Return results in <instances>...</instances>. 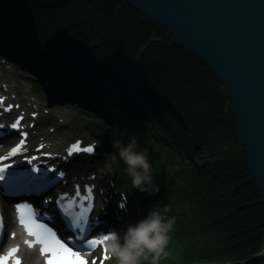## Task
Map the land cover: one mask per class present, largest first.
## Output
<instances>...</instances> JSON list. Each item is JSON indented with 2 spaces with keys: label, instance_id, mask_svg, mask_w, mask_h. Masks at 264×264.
Here are the masks:
<instances>
[{
  "label": "trees",
  "instance_id": "trees-1",
  "mask_svg": "<svg viewBox=\"0 0 264 264\" xmlns=\"http://www.w3.org/2000/svg\"><path fill=\"white\" fill-rule=\"evenodd\" d=\"M0 42L32 52L36 71L58 68L53 100L101 107L93 125L110 146L135 137L148 152L156 205L175 203L157 264H264V197L206 61L126 0H0Z\"/></svg>",
  "mask_w": 264,
  "mask_h": 264
},
{
  "label": "water",
  "instance_id": "water-1",
  "mask_svg": "<svg viewBox=\"0 0 264 264\" xmlns=\"http://www.w3.org/2000/svg\"><path fill=\"white\" fill-rule=\"evenodd\" d=\"M126 1L206 61L225 85L264 196V0Z\"/></svg>",
  "mask_w": 264,
  "mask_h": 264
},
{
  "label": "rangeland",
  "instance_id": "rangeland-1",
  "mask_svg": "<svg viewBox=\"0 0 264 264\" xmlns=\"http://www.w3.org/2000/svg\"><path fill=\"white\" fill-rule=\"evenodd\" d=\"M23 53L25 55H22L24 58L28 59V57H30L31 59H33L32 52L24 51L22 52V54ZM58 71V68L52 70L54 74ZM41 72L43 73V71ZM45 74H47V72L43 73L44 79L40 83L41 87L45 89L44 94L37 93V96L31 87L30 81L26 79V76L29 75L22 73L20 70H17L14 67H11L8 61H5L3 56L0 55V87L1 85L6 87V84L4 82H10V86L12 89L10 92V100L14 102L13 97H18V99L20 101H23L25 105H31L32 107H35L37 104H41L40 113H42V117L39 118L37 125L33 130V144L38 141L44 140L48 142V144L50 145L49 147L51 149L63 152V149L67 145V143L77 136H82L85 142L95 140V136H93L92 133V136H83V134L89 130L88 127H90L87 126L90 123H86L87 125L85 124V122H87L85 121V118L91 121H100L103 120V116H105L106 118H108V116L102 114L99 110H91L84 107L83 105H79V107L78 105H76V103L51 105V102L46 101L44 98L47 97V94L49 95V92L53 88L54 83L57 84L61 77L56 74L54 83L48 88V84L50 85L52 82L50 83L48 77L45 76ZM30 76L34 78V75L30 74ZM79 108H82L83 111H80ZM82 114L87 115H83V117L81 118L80 116ZM53 118L54 120H52ZM138 150L141 151L140 146H138ZM107 156L109 155L107 154L106 157ZM116 159L117 158L114 157V155L108 157L104 161L103 159H101L99 164L100 166H93L94 169L88 172V174H90L91 172L97 171L99 169L100 179L103 182L106 181V176L109 177L110 180H114V184H112L109 180V189H107L108 198H110L113 193L117 192V183L114 179ZM126 169L127 168H123L125 172L123 177L121 178L123 182H126L127 179H129V174ZM131 183L132 182L130 178V184ZM124 191L125 188H119L117 193V199L123 198V194H125ZM135 191L136 192L134 193L132 192V190L130 192H126V194L129 195L128 198L130 200L129 209L126 212L128 214V217L126 219L128 224L133 223V216L134 214H138V210L140 209V197L142 192H140L139 190ZM148 196L151 197L152 200H154L153 193L151 195L148 194ZM168 206L175 207V203H171ZM253 257L254 256H251L250 260L253 259ZM109 264H115L114 259H110ZM141 264H151V257H149V260L147 261L142 260Z\"/></svg>",
  "mask_w": 264,
  "mask_h": 264
},
{
  "label": "clouds",
  "instance_id": "clouds-1",
  "mask_svg": "<svg viewBox=\"0 0 264 264\" xmlns=\"http://www.w3.org/2000/svg\"><path fill=\"white\" fill-rule=\"evenodd\" d=\"M113 146L127 166L132 185L149 195L158 193L160 188L154 183L148 152L138 150L137 139L132 137L127 146L116 140ZM124 207L123 204L121 208ZM170 211L168 205L153 207L145 218L128 224L123 235L115 229L109 231L103 241L109 259H114L115 264H141L151 257V264H157L167 255L170 233L174 230L175 218L169 217Z\"/></svg>",
  "mask_w": 264,
  "mask_h": 264
},
{
  "label": "snow or ice",
  "instance_id": "snow-or-ice-1",
  "mask_svg": "<svg viewBox=\"0 0 264 264\" xmlns=\"http://www.w3.org/2000/svg\"><path fill=\"white\" fill-rule=\"evenodd\" d=\"M2 127V126H0ZM13 129L18 127L17 123L11 125ZM26 135V133L24 134ZM23 144V141L21 142ZM19 151V148L12 150L11 155H15ZM86 152L92 153L94 151L93 146H88L81 149L79 147V142L69 148V154L73 152ZM7 159V157L0 158ZM32 159H35L33 157ZM9 165L5 164L0 166V180H4L5 176L3 173ZM39 171V169H35ZM61 177L63 173L59 174ZM93 200V188L86 186L85 193L82 194L79 186L76 187L74 195H69L63 193L60 195L57 203L60 206L61 210L65 214V218L68 220L71 227L78 229L80 233V238L83 240V233L85 228L88 227V213L92 211ZM85 202H88L87 204ZM121 203L120 206H122ZM20 212V222L24 224L29 232V235L34 236L36 240L31 243H39L43 247L41 251L43 253H51L48 258L47 264H87L85 258L81 256L79 251H74L73 248L69 247L63 240H61L55 231L52 228L48 227L46 224L41 223L37 220V214L27 205L18 206ZM3 227L2 219H0V228ZM104 236H101L99 239H88L87 246L95 248L98 244H103ZM18 249L13 248L10 250L7 256H0V264H7V260L13 256ZM105 256L104 259H109L107 248H104ZM16 264H20L19 259L16 260Z\"/></svg>",
  "mask_w": 264,
  "mask_h": 264
},
{
  "label": "bare ground",
  "instance_id": "bare-ground-1",
  "mask_svg": "<svg viewBox=\"0 0 264 264\" xmlns=\"http://www.w3.org/2000/svg\"><path fill=\"white\" fill-rule=\"evenodd\" d=\"M48 77V79H49V81H50V83H51V81H52V79L54 78V76H51V75H49V76H47ZM47 79V78H46ZM47 83H48V80H47ZM49 86H52V83L49 85ZM96 97V96H95ZM52 120H54V118L52 119ZM25 129L26 128H24L23 130L25 131ZM16 131V129H14L13 131H11V132H15ZM93 131H96L95 129L94 130H91V131H87L86 133H82L83 134V136H92V134L91 133H93ZM30 134H32V132L30 131ZM21 138H23V135L22 134H18V136H17V138L15 139V141L13 142V145L14 146H16L17 148H19V149H24V148H26L27 146H28V142H25V143H23V144H21L20 146H18V140H20ZM24 140H27V137H24ZM108 141V140H107ZM6 150H7V148H4L3 149V153H5L6 152ZM53 151H55V150H53ZM58 158H59V156H58ZM61 166H63V165H61ZM43 167V166H42ZM41 167V168H42ZM13 167H10L9 168V170L10 169H12ZM96 174V173H95ZM92 176H94V175H92ZM88 179V178H87ZM94 179H97V178H94ZM109 180V179H108ZM47 182H49V181H47ZM42 184H49V183H42ZM258 184V183H257ZM104 187V186H103ZM259 188H260V190H261V192H262V189H261V187L259 186ZM50 189V188H49ZM48 189V190H49ZM73 189V188H72ZM72 189H70V190H72ZM128 189H131V187L129 186L128 187ZM47 190V191H48ZM54 191V190H53ZM49 193H51V191H49ZM99 195L98 196V198H97V207L96 208H94V210H98V212H99V214L101 213V211H102V207H103V205H104V203L106 202V201H110L111 200V198L110 199H108V200H104L103 199V195H104V192H103V190H101L100 188H99V192H97V191H93V195ZM264 197V196H263ZM48 198H51V197H47V199ZM46 198H45V201H47V202H50L51 201V199H48L47 200ZM10 201V200H9ZM43 201H44V199H43ZM96 204V203H95ZM6 209H7V213L8 214H10V212H9V210H8V207H6ZM107 214V212H103L102 213V215H106ZM101 215V214H100ZM101 215V216H102ZM103 217V216H102ZM113 217V218H112ZM112 217H110L106 222H108V224H110V226H114V228H117V229H123V226H126L127 227V225H128V223H127V221H126V219H127V217H128V214H125V216H122V214H120V213H117L116 215H112ZM8 218H10V217H8ZM82 242H84V241H82ZM80 243V244H83V243ZM82 246H85V245H82ZM79 249H83V247H78ZM28 252H30L31 253V255H33V256H35L36 257V261H31V259H30V256L28 255ZM260 252L262 253V252H264V247H262V248H260ZM23 264H42V259H41V257L39 256V253H38V251H37V249H35V248H33V249H31L30 251L29 250H27V251H25L24 252V262H23Z\"/></svg>",
  "mask_w": 264,
  "mask_h": 264
}]
</instances>
